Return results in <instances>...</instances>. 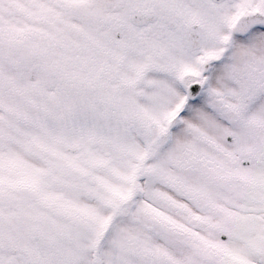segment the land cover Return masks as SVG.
I'll list each match as a JSON object with an SVG mask.
<instances>
[{
  "label": "snow or ice",
  "instance_id": "obj_1",
  "mask_svg": "<svg viewBox=\"0 0 264 264\" xmlns=\"http://www.w3.org/2000/svg\"><path fill=\"white\" fill-rule=\"evenodd\" d=\"M0 264H264V0H0Z\"/></svg>",
  "mask_w": 264,
  "mask_h": 264
}]
</instances>
